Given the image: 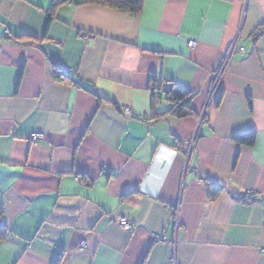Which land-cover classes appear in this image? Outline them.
<instances>
[{
    "label": "crops",
    "instance_id": "obj_1",
    "mask_svg": "<svg viewBox=\"0 0 264 264\" xmlns=\"http://www.w3.org/2000/svg\"><path fill=\"white\" fill-rule=\"evenodd\" d=\"M50 2L0 0V264H264V0Z\"/></svg>",
    "mask_w": 264,
    "mask_h": 264
},
{
    "label": "trees",
    "instance_id": "obj_2",
    "mask_svg": "<svg viewBox=\"0 0 264 264\" xmlns=\"http://www.w3.org/2000/svg\"><path fill=\"white\" fill-rule=\"evenodd\" d=\"M75 3V4H81V3H97V4H103L112 8H115L117 10H123L128 11L132 14H138L142 8V0H51L50 5L47 9L49 13V18L53 14L54 9L62 4V3ZM264 33V23L257 28H255L252 33L251 37L253 40H256L258 36L262 35ZM31 41H37L35 38H30ZM53 72L57 78H60V75L63 74V71L60 67H53ZM192 97V93L188 90H185L184 88L178 86L174 82L169 83L168 88L165 90V98L170 102L169 108L159 115L163 114H169L175 117H184L188 115L194 114V111L190 107V99ZM249 106L251 108V103H249ZM238 139L245 140L247 143H252L254 139V134L247 133L245 135H242L238 137ZM245 202H251L253 201L252 198H244ZM4 225L0 226V237L4 236V232L2 231V228ZM58 263V260L55 264Z\"/></svg>",
    "mask_w": 264,
    "mask_h": 264
},
{
    "label": "built area",
    "instance_id": "obj_3",
    "mask_svg": "<svg viewBox=\"0 0 264 264\" xmlns=\"http://www.w3.org/2000/svg\"><path fill=\"white\" fill-rule=\"evenodd\" d=\"M194 43H195V40H193V39H190V40L187 41V45L188 46H193ZM242 51H243V47L241 45H239V43L235 39L231 43V45L229 46L228 51L225 54L223 61L221 62V65L216 70H214L213 73H212L211 89H210L211 91H213V89H215V88H217L219 86V83H220V80L222 78V74L224 72V69H225L228 61L233 56V54L235 52H242ZM30 138L33 141H37V140L43 138V133H41V132L31 133ZM118 224H119L120 228L123 229V230H129L131 228V223L127 219V217H125V216H122V217L119 218ZM153 237H154L155 240H158V241L162 240V239H165V236L162 235V234H156L155 233L153 235Z\"/></svg>",
    "mask_w": 264,
    "mask_h": 264
},
{
    "label": "bare ground",
    "instance_id": "obj_4",
    "mask_svg": "<svg viewBox=\"0 0 264 264\" xmlns=\"http://www.w3.org/2000/svg\"><path fill=\"white\" fill-rule=\"evenodd\" d=\"M30 140H32L31 138H30ZM33 141V140H32Z\"/></svg>",
    "mask_w": 264,
    "mask_h": 264
}]
</instances>
